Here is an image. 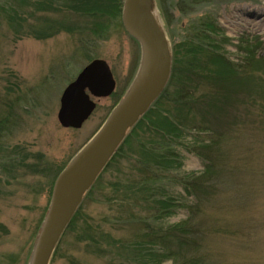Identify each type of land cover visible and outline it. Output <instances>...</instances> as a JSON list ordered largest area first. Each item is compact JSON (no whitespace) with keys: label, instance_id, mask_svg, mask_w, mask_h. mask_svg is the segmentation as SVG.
Masks as SVG:
<instances>
[{"label":"rangeland","instance_id":"1","mask_svg":"<svg viewBox=\"0 0 264 264\" xmlns=\"http://www.w3.org/2000/svg\"><path fill=\"white\" fill-rule=\"evenodd\" d=\"M16 3L12 0L10 6L17 8L20 17ZM146 3L171 54L174 46L189 41L187 46L206 48L212 55L241 65L244 72V79L238 80L240 74H225L202 56L196 74L185 73V59L177 64L168 92L152 105L150 117L174 113L173 93L193 88L199 98L191 111L197 128L184 129L186 136L178 139L180 167L166 180L167 193L177 206L169 217L149 218V222L174 224L193 217L189 208L197 205L199 213L192 219L203 232L205 264H264V0ZM58 16L46 17L54 21ZM36 18L29 19L28 14L24 22L15 20L35 32L30 24L41 25ZM9 23L0 20V114L14 112L16 127L4 139L6 147L1 152L10 158L0 161V264H27L57 174L130 86L141 47L123 26L111 28L103 39L90 38L91 43L82 44L83 36L66 32L44 39L15 38L19 28ZM89 58L107 62L115 80L114 92L94 99L95 109L81 127H62L57 120L60 94ZM218 78L224 83L216 82ZM16 97L20 100L10 110L8 104ZM146 135L150 136L138 127L128 134L83 198L78 220L62 234L49 264H129L124 252L107 253L102 248L111 238L122 243L119 239L137 228L123 221L115 223L117 218L122 220L124 211L117 205L120 197L112 185L134 174L137 141ZM24 156L26 163L39 164L41 174L32 175L23 167ZM12 161L19 166L9 167ZM201 172L211 179L205 178L202 187L196 188L190 176ZM97 228L102 236L94 237V243L89 233ZM108 231L110 239L105 237Z\"/></svg>","mask_w":264,"mask_h":264},{"label":"trees","instance_id":"2","mask_svg":"<svg viewBox=\"0 0 264 264\" xmlns=\"http://www.w3.org/2000/svg\"><path fill=\"white\" fill-rule=\"evenodd\" d=\"M11 1L0 0V20L7 19L10 25H15L16 20L19 22L27 20L29 14V19L34 17L35 20L37 16L41 23L36 28L33 22L30 24V27L35 29V32H33V30L23 29L17 22L16 26H18L19 30L14 32L15 38L32 36L36 39H44L60 32L84 37V34L89 33L88 37L80 38L82 44L86 42L89 44L91 43L89 41L90 38L103 39L111 28L118 29L122 27L120 16L123 0H14L17 2L16 5L18 4L17 6L20 7V17L18 16L17 8L10 6ZM50 15L59 16L54 21H49L46 16ZM85 24L89 27H85ZM208 38L211 39V37ZM188 43L189 41L181 46H174L172 49L169 84L174 78L177 64L180 63L181 59H185V62L182 63V65L184 64L185 73L196 74L199 70L198 64L201 63L199 62L200 56L205 60L207 59L208 64H214L215 68L217 66L220 69L219 71L223 70L225 74L230 76L232 74H240L238 80L240 78L241 80L244 79L241 65H235L223 56L212 55L206 48L204 49L199 45L194 47L187 46ZM89 47H86V49L88 50ZM201 68L205 69L204 64L203 66L201 65ZM205 71L207 72V69ZM178 77L180 78L181 75L179 74ZM216 82L219 84L224 83L221 80ZM242 85L239 84V87H242ZM167 92L168 90L165 88L158 99L160 100ZM173 97L171 102L175 104L173 105L174 113L170 114L167 112L164 114L159 112L151 118L150 108L130 130L129 133L138 127L144 134L148 133L150 136H143L141 137L142 141H137L138 155L134 158L135 165L131 169L134 174L129 175L126 179L118 180L112 185L113 191L119 193L120 199L117 200V205L124 211L122 220L118 221L117 218L115 223L123 221L127 222L128 225L131 224V226L136 225L137 228L134 227L136 230L132 231V233L128 232L125 237L123 236L125 239H119L122 240V243L119 244L108 237L111 235L110 231L106 232L107 236L105 237L110 239V241L102 249L107 253L116 250L124 252L123 256L126 257V261L129 264H205V256L201 252L203 232L200 228L201 226L193 223L192 219L194 215L199 213L197 205L189 208L191 211L190 215H193V217H186L174 224L163 225L149 222V218L159 221L169 217L177 206V200L173 195L167 193L166 180L172 171L180 167L177 150L178 139L184 136V129L197 128L194 125L196 121L195 113H191L193 106L199 105V98L194 89L192 88L190 91L179 89L178 92L173 93ZM18 100H20V97L12 100V105L8 104L10 110H13ZM22 101L24 102V100ZM22 101L21 106L25 105ZM15 127L14 112L8 110L6 115L0 114V161L10 158V155H2L1 152L6 147L4 139L11 135ZM198 130L206 129L198 128ZM128 134L123 142L126 141ZM118 150L108 164L112 162ZM24 158L25 160L22 158L24 160V164L22 163L23 167L29 170L30 174H41L38 168L39 164H28L26 163L27 158L25 156ZM18 161H12L8 166L11 168L19 166ZM37 161L39 162V160ZM208 162H210V159ZM208 168L207 174L209 173ZM190 177L196 188H201L204 179L209 178L206 175L203 176L202 172L200 176L194 174ZM219 179L220 177H217V180ZM113 195L115 194L113 193ZM119 197H114L113 200ZM79 211L80 206L66 230L70 229L74 221L78 220ZM99 231L100 229L97 228L89 233L92 234L90 238L93 242L94 237L101 235L102 232ZM96 249H101V247L97 246Z\"/></svg>","mask_w":264,"mask_h":264},{"label":"water","instance_id":"3","mask_svg":"<svg viewBox=\"0 0 264 264\" xmlns=\"http://www.w3.org/2000/svg\"><path fill=\"white\" fill-rule=\"evenodd\" d=\"M146 1L123 0L122 25L141 47L138 70L100 128L56 176L28 264H49L84 193L122 143L127 131L146 113L167 84L171 72L169 47L154 24ZM114 86L107 63L103 59L90 61L60 95L57 111L60 125L79 128L95 107L91 96L106 97Z\"/></svg>","mask_w":264,"mask_h":264},{"label":"flooded vegetation","instance_id":"4","mask_svg":"<svg viewBox=\"0 0 264 264\" xmlns=\"http://www.w3.org/2000/svg\"><path fill=\"white\" fill-rule=\"evenodd\" d=\"M180 1H181V2L183 1V2H184V1H186V0H180ZM224 6H225V5H224ZM224 6H223V8H224ZM224 11H225V8H224Z\"/></svg>","mask_w":264,"mask_h":264}]
</instances>
